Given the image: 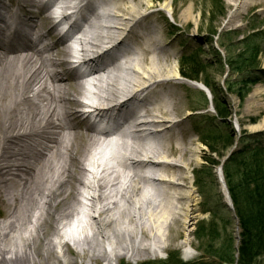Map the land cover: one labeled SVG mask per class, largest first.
<instances>
[{"label":"bare ground","instance_id":"1","mask_svg":"<svg viewBox=\"0 0 264 264\" xmlns=\"http://www.w3.org/2000/svg\"><path fill=\"white\" fill-rule=\"evenodd\" d=\"M37 1L0 0V263L119 264L123 254L165 248L181 236L180 223L188 256L196 217L185 175L192 150L184 118L173 120L176 103L167 89L182 76L158 61L156 29L142 24L151 14L138 11L145 3L81 0L79 19L60 31L54 13L71 0H48L35 11ZM97 5L107 9L97 13ZM160 9L172 17L169 0ZM113 36V48L83 61L85 69L62 57L72 42L83 52ZM129 88L119 107L94 106L100 115L123 111L107 130L80 112L82 97L99 104ZM248 128L264 132V122ZM101 143L110 149L98 162ZM215 172L226 200L220 166Z\"/></svg>","mask_w":264,"mask_h":264},{"label":"rangeland","instance_id":"2","mask_svg":"<svg viewBox=\"0 0 264 264\" xmlns=\"http://www.w3.org/2000/svg\"><path fill=\"white\" fill-rule=\"evenodd\" d=\"M141 1L146 6L139 8L138 11L141 13L150 12L151 14L142 20V24L154 25L159 37L158 46L160 47V51L158 52V61H165L166 70L174 73L176 69L179 70V60L182 54L191 55L193 51L197 52L200 48L198 55L203 60L204 73L214 84L215 89L219 92V96L224 98L227 107L231 110V114L221 120L216 116L215 109H211L208 106L209 100H207L206 107L195 108L200 104L201 99H203L202 95L206 97L208 93L206 94L202 89L189 85L183 77L175 79L174 83L168 85L167 89L170 91L174 103H176L173 110V120H178L181 117L184 118L185 124L183 128L186 130L184 141L188 143V146L192 150L189 157L193 161L185 173L192 194L189 200V214L194 217L196 216L193 219V224L190 226L189 255L186 256V247L182 242L185 228L179 222L178 229L181 230V236L178 239L167 243L165 248L160 251L143 253L137 257L123 254L119 264L164 261L170 256H176L184 262L201 259L204 262H208L213 257L199 250V242L196 239V229L200 221L204 220L206 223L212 219L219 221L220 224L217 226L219 233L225 235L232 232L235 238V245L237 244V239L239 240L238 236L240 232L233 210L228 207L221 192L215 172L216 167L220 166V164L223 166V162L228 158L230 153L229 150L234 151L247 144L264 145V132L250 133L248 128L249 126L264 122V72L261 73L259 81L251 87V90L242 101H240V98L235 93L228 92L225 88V81L230 76L231 79L236 78V75H230L228 65L224 64L226 51L218 45L220 42L218 35L220 32H237V35H232L230 41L234 44L241 41V39L245 40L257 32L251 40H248V43L253 42L264 46V24L254 29L249 28L251 23L259 24L260 21L264 20V0H241L239 5L234 7L232 4L236 0H169L172 17H168V13L160 9V4L166 0ZM218 6H220V9ZM98 7V11L100 9H107L102 5ZM221 9L224 11V16L219 14ZM98 11L96 10V12ZM242 45L243 42H239L234 48L230 49V53L234 55L240 52ZM214 49L219 52L223 59L222 68L217 62ZM260 69L264 70V58H261ZM200 77L203 78V74ZM198 82L202 83L200 80ZM256 88L262 90L256 93ZM179 107H183L182 111ZM211 122L218 124V130L220 128L223 130L222 124L227 123L235 132L233 144L221 157L210 151L208 144L201 140L200 133L198 134L194 128V126L198 125L199 129L208 130V128H212ZM175 156H170L169 159H173ZM209 159L218 160L219 163L213 165ZM162 187L163 185L158 183V188ZM84 200L87 201L85 198ZM3 216L4 211L0 210V218ZM220 217L228 219L231 223L226 224L224 227L221 226V221L218 219ZM47 230L55 238L56 235L53 233V229L48 227ZM75 247L76 245L71 241L69 245L71 255H73L72 250ZM73 264H81V261L74 259ZM90 264L114 263L100 260Z\"/></svg>","mask_w":264,"mask_h":264},{"label":"trees","instance_id":"3","mask_svg":"<svg viewBox=\"0 0 264 264\" xmlns=\"http://www.w3.org/2000/svg\"><path fill=\"white\" fill-rule=\"evenodd\" d=\"M218 8L220 9V6ZM219 14L225 15L222 9ZM261 24H264V20L259 24L251 23L249 28L254 29ZM255 33L245 40L239 41L243 42L242 49L234 55L230 53V49L239 42L232 44L230 41L232 35H237V32H220L218 35V39L220 37L218 45L226 51L224 64L228 65L230 75H236V78L231 79L230 76L226 79L225 88L228 92L235 93L240 101L259 81L261 73L264 72L263 69H260L261 58H264V46L253 42L248 43V40L256 35ZM185 51L187 52V50ZM198 51H193L191 55L182 54L179 60V71L182 76L191 80H200L209 88L216 116L221 120L225 119L231 114V110L204 73V63L199 58ZM214 53L222 68V57L215 49ZM202 74L203 78L200 77ZM202 98L200 104L195 108L207 106L206 97L202 95ZM211 123L212 128H208V130L199 129L198 125L194 128L198 134L200 133L201 140L208 144L210 151L221 157L233 144L235 132L227 123L222 124L223 130L222 128H220L221 130L217 129L218 124ZM209 161L213 165L219 163L215 159H209ZM222 169L234 208L233 214L240 229L238 244L235 245L232 232L225 235L219 233L217 228L220 224L219 221L212 219L206 223L202 220L196 229L198 248L206 255L213 257L212 260L204 262L201 259L184 262L176 256H170L164 261H150L141 264H222L223 262L227 264H264V145L247 144L234 150L224 161ZM218 219L223 227L231 223L226 218Z\"/></svg>","mask_w":264,"mask_h":264},{"label":"water","instance_id":"4","mask_svg":"<svg viewBox=\"0 0 264 264\" xmlns=\"http://www.w3.org/2000/svg\"><path fill=\"white\" fill-rule=\"evenodd\" d=\"M202 89H204L205 91H207V89H205L204 87H202ZM208 92V91H207ZM224 184V183H223ZM224 186H225V184H224ZM226 198H227V205H228V207L230 208V209H232V203H231V199H230V197H229V194H228V191H227V189H226ZM223 264H225V263H223Z\"/></svg>","mask_w":264,"mask_h":264}]
</instances>
